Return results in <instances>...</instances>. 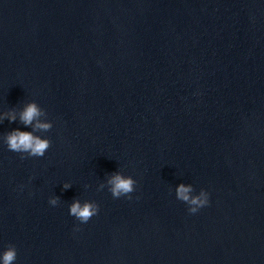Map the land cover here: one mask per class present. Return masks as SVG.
<instances>
[{
  "label": "water",
  "instance_id": "water-1",
  "mask_svg": "<svg viewBox=\"0 0 264 264\" xmlns=\"http://www.w3.org/2000/svg\"><path fill=\"white\" fill-rule=\"evenodd\" d=\"M32 101L44 156L0 139L15 264H264V0H0V113ZM116 171L131 199L98 191Z\"/></svg>",
  "mask_w": 264,
  "mask_h": 264
},
{
  "label": "clouds",
  "instance_id": "clouds-1",
  "mask_svg": "<svg viewBox=\"0 0 264 264\" xmlns=\"http://www.w3.org/2000/svg\"><path fill=\"white\" fill-rule=\"evenodd\" d=\"M47 113L35 101L26 103L23 108L17 111L15 108L0 113V123L7 120L9 123L19 121L25 128L31 131H21L19 128L13 129L3 137V143L9 151L20 153L21 159L28 157H43L46 151L51 147V141L36 135L38 132H47L53 125L46 119ZM136 181L131 176H126L119 171L113 172L107 176L106 182L98 186V191L105 187L111 193L113 198L122 196L131 199V193L135 191ZM68 183L63 184L64 189L70 188ZM191 184L181 183L175 189L176 198L188 205L190 214H195L209 204V193L203 189L198 194L194 193ZM60 201L59 197H51L49 203L56 206ZM99 212V205L94 201H83L74 199L69 204V214L75 217L80 223H87L93 216ZM17 259V250L14 245L8 247L0 253V264H15Z\"/></svg>",
  "mask_w": 264,
  "mask_h": 264
}]
</instances>
